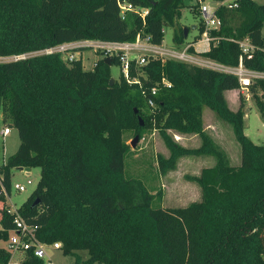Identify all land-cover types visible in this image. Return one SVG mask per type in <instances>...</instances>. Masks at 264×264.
Listing matches in <instances>:
<instances>
[{
	"label": "trees",
	"instance_id": "16d2710c",
	"mask_svg": "<svg viewBox=\"0 0 264 264\" xmlns=\"http://www.w3.org/2000/svg\"><path fill=\"white\" fill-rule=\"evenodd\" d=\"M148 8L145 20L134 12L125 19L118 0H0V57H12L78 40L135 41L161 45L165 28L174 29L178 48L196 43L205 31L197 25L193 41L180 25L186 0H122ZM193 6H199L200 2ZM222 1V0H215ZM235 9L219 7L221 27L211 31L207 52H189L226 66H237L239 41L264 46V3L239 0ZM100 58L92 69L82 59L65 62L60 54H40L0 62V112L16 128L20 145L0 166L2 185L11 191V169L39 168L41 178L18 209L38 226L39 241L61 242L65 255L81 264H264V145L245 134L243 104L230 108L225 92L240 89L237 76L174 59L132 61L110 84L114 63ZM248 68L264 71L260 52L244 58ZM171 83L167 86L163 80ZM156 89V93L152 89ZM264 114V79L249 87ZM155 101V107L148 100ZM243 103V102H242ZM230 124L241 146V163L232 165L225 150L204 127V110ZM140 118L144 124L141 125ZM160 132L170 156L158 157L162 173L183 156L208 155L215 164L189 176L202 199L184 207H154L155 194L141 180L125 175L130 133ZM170 132L198 135L201 145L187 148ZM38 202L34 205L35 202ZM0 240L15 229L6 197L0 193ZM87 250L81 258L77 251ZM11 253L0 248V264ZM21 264H45L27 251Z\"/></svg>",
	"mask_w": 264,
	"mask_h": 264
},
{
	"label": "rangeland",
	"instance_id": "374dc122",
	"mask_svg": "<svg viewBox=\"0 0 264 264\" xmlns=\"http://www.w3.org/2000/svg\"><path fill=\"white\" fill-rule=\"evenodd\" d=\"M203 1L212 7L215 6V0ZM259 1L262 2L263 0ZM197 2V0H186L187 5L182 9L180 18V25H183L185 28H191L188 38L189 41H192L197 33V29H192V26L198 25L203 21V16L200 12L199 6H193ZM164 30L165 36L163 46L174 47V29L166 27ZM186 44H184L182 48H184ZM78 51H81L82 53L77 54V57L82 59L83 65L87 69H92L97 60L103 58V53H95L92 49L82 50L81 48ZM195 56L202 57L199 54H195ZM8 59L11 58L0 57V62L8 61ZM193 60L194 59H192V61ZM196 60L193 62L190 61L189 63H200V61ZM111 73L114 79L120 80L123 74L121 66L114 63L111 66ZM255 81L256 80L253 81V84ZM240 89L238 99L240 102L239 106L243 104V110L245 112V134L256 144L264 145V114L260 111L257 101L253 97L249 88L248 90L242 88ZM236 95V93L230 94L229 97L231 106H233V108L237 107L236 109L238 110V100L237 98H233L236 97ZM259 95L261 100L264 102L263 91H260ZM205 110L206 115L204 124L208 128L206 131L208 133L210 132L212 135L210 133L209 134L212 137L214 136L213 138L216 139H214L215 141L218 143L220 142L221 145L225 147L224 150L227 153L232 165L240 164L242 156L241 146L235 138L232 126L220 120L212 109L207 107ZM217 125L218 129L216 128L215 130L214 126L217 127ZM5 127L6 124L4 123L2 112H0V166L6 164L8 158L16 153L21 142L19 132L16 128L10 127V134L3 136L2 131ZM170 134L176 142L183 146L187 145L189 148H198L201 145V138L199 136L192 135V139L187 141L186 139H183L180 134L173 132H170ZM175 135H179V137H176ZM135 136L136 134L134 133H130L128 135V137L131 138L128 141L130 145ZM159 155L168 158L170 156V151L157 129H147L143 133V136L137 145L135 147H132L131 145V151L125 158V175L129 178L141 180L145 187L151 193L155 194V199L152 204L154 207H184L192 202L200 201L202 199L201 187L196 181L191 180L189 176H199L203 168L211 166L215 163V158L208 155L183 156L179 159L178 165L174 170L162 173L158 163ZM40 178L41 170L37 167L31 168L30 172H27L26 169L13 167L11 169L12 187L10 191V198H7L6 205L10 206L12 209H19L36 189ZM28 179L32 180V184H28ZM16 183L26 185L27 190L19 192L15 188ZM1 206L2 205L0 204V207ZM7 246L8 240H0V248H7ZM47 252L54 264H81L76 262L75 255H65L61 249H55L52 246H49ZM77 254H79L83 260L89 257L87 250H79L77 251ZM17 256H15L12 263L18 259Z\"/></svg>",
	"mask_w": 264,
	"mask_h": 264
},
{
	"label": "built area",
	"instance_id": "2783aa9c",
	"mask_svg": "<svg viewBox=\"0 0 264 264\" xmlns=\"http://www.w3.org/2000/svg\"><path fill=\"white\" fill-rule=\"evenodd\" d=\"M257 3H264V0L260 2L259 0H251ZM200 2V12L203 16V21L205 24V31L200 39L202 43V48L200 49L203 52H207L211 48L212 42H218L220 38L213 37L211 35L212 30L219 29L221 27V20L217 16V10L219 7H226L229 9H235L240 6L239 0H222L217 1L215 6L212 7L209 4L204 3L203 0ZM118 6L120 9V15L123 19L126 18L128 12H134L139 14L142 19L145 20L146 16L149 14L148 8H142L140 6H135L131 3L118 0ZM242 50V54L239 58V64L237 66H226L220 64L216 61L210 60L204 57H196L195 54L189 52V48L194 46V43L188 42L184 48H178L176 45L174 47H167L161 45H155L151 43L150 39L142 38L138 36L135 41H105V40H78L72 42L61 43L52 47H47L45 49H40L29 54H23L19 56H12L8 60H17L24 59L32 55L40 54H60L65 62L69 63L75 59H79L77 54H81V51H78L82 48L92 49L95 53H103V58L107 57H117L120 60V66L122 73L125 75L128 81L130 80V68L132 61L136 60L138 65H144L148 62L150 57L166 59H174L183 62H193L194 60L200 61L197 65L205 66L220 71H224L230 74H233L238 77L241 88L248 90V88L253 84L254 80L264 79V71L248 68L244 63V58L252 59L256 56V52L262 54L264 60V46L259 47L253 44L249 38H245L238 42ZM9 58V57H7ZM192 59H194L192 61ZM95 65V64H94ZM163 82L167 86H171V83L166 79ZM152 92L155 94L156 89H152ZM249 96V95H248ZM150 106L155 107L154 99L150 98L148 100ZM10 127H5L2 131L3 136L10 134ZM179 137V135H175ZM181 138V137H180ZM26 169V168H23ZM27 172H30L26 170ZM3 173L0 169V183L2 184ZM28 184H32V180L28 179ZM15 188L19 192H24L27 190L26 185L22 183H16ZM0 193L7 198H10V192L7 191L4 185L0 189ZM8 212L14 215V224L15 229L11 231L10 238L8 240L7 250L11 253V258L8 264H21L25 258V253L27 251H33L34 255L43 259L45 264H54L51 258L48 256L47 249L49 246H52L55 249H61L62 243L55 242L51 245H47L39 241L37 236L38 226H33L28 224L25 219L22 217L18 209H12L10 206H7ZM19 254V255H18ZM18 255V256H17ZM15 256L18 259L14 262Z\"/></svg>",
	"mask_w": 264,
	"mask_h": 264
},
{
	"label": "crops",
	"instance_id": "0c3cea01",
	"mask_svg": "<svg viewBox=\"0 0 264 264\" xmlns=\"http://www.w3.org/2000/svg\"><path fill=\"white\" fill-rule=\"evenodd\" d=\"M216 2L217 1H215V4H216ZM197 34V33H196ZM195 34V35H196ZM189 41V40H188ZM191 41V40H190ZM192 41H193V39H192ZM194 49H195V51L197 52V53H203V51H201L200 49L202 48V43L200 42V40H198L196 43H194ZM203 57V56H202ZM205 58V57H204ZM84 66V65H83ZM84 68L85 69H87L85 66H84ZM239 90H241V89H234V90H228V91H226L225 92V95H226V98H227V101H228V103H229V106L231 107V109H233V110H237L236 108L237 107H234L233 108V106H231V101H230V94H234V93H236L237 95H236V97H233L234 99L235 98H237V100H238V108L240 107L239 105H240V102H239V99H238V96H239ZM205 115H206V110H204V120H205ZM204 123H205V121H204ZM204 126H205V124H204ZM215 127V128H214ZM213 128L216 130V128L218 129V125H217V127L216 126H214ZM245 127H246V124H245ZM205 129H208L206 126H205ZM210 133V132H209ZM211 134V133H210ZM181 136H182V138L183 139H186L187 141L188 140H190V139H192V135H182V134H180ZM212 135V134H211ZM193 136H198V135H193ZM214 137V136H213ZM215 139V138H214ZM216 140V139H215ZM217 142V141H216ZM218 143V142H217ZM220 146H222L223 147V149H225V147L223 146V145H221V143L219 142L218 143ZM185 147H187V145H185ZM187 148H189V147H187ZM215 164V163H214ZM213 164V165H214ZM213 165H211V166H213ZM208 167H210V166H208ZM3 248V247H2ZM4 248H6V247H4Z\"/></svg>",
	"mask_w": 264,
	"mask_h": 264
},
{
	"label": "water",
	"instance_id": "95a60500",
	"mask_svg": "<svg viewBox=\"0 0 264 264\" xmlns=\"http://www.w3.org/2000/svg\"><path fill=\"white\" fill-rule=\"evenodd\" d=\"M192 29L196 30V29H197V25H193V26H192ZM188 33H189V28L186 27V28H185V36H188ZM105 62L108 63L109 65H111V64H112V58H111V57H107V58L105 59ZM114 82H115V79L112 77V78H111V81H110V84L113 85ZM140 122H141V125L144 124L142 118H140ZM139 140H140V136H139V135H136L135 138H134V139L132 140V142H131L132 147H135V146L137 145V143L139 142ZM20 169H23V168L21 167ZM26 170L31 171V167H27ZM37 203H38V202L36 201V202L34 203V205H36Z\"/></svg>",
	"mask_w": 264,
	"mask_h": 264
}]
</instances>
